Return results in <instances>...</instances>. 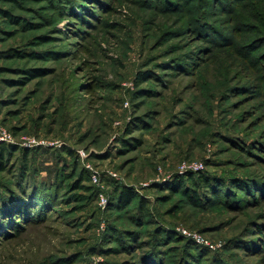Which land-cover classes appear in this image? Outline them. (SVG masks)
Listing matches in <instances>:
<instances>
[{
  "label": "rangeland",
  "instance_id": "1",
  "mask_svg": "<svg viewBox=\"0 0 264 264\" xmlns=\"http://www.w3.org/2000/svg\"><path fill=\"white\" fill-rule=\"evenodd\" d=\"M0 83V126L46 142L0 264H264V0H0Z\"/></svg>",
  "mask_w": 264,
  "mask_h": 264
},
{
  "label": "trees",
  "instance_id": "2",
  "mask_svg": "<svg viewBox=\"0 0 264 264\" xmlns=\"http://www.w3.org/2000/svg\"><path fill=\"white\" fill-rule=\"evenodd\" d=\"M33 77H35L34 74H33ZM143 79H147V76H146V78H143ZM4 82L7 84H10L9 80H4ZM0 89L2 92L1 83H0ZM130 144H131L130 141H126L124 143L125 148H127V149L128 148L131 149V147H132V149L138 148V147H140L141 142L138 141L137 143H132L131 145ZM22 149L23 148H20L18 145H12V144H6V143L0 144V186H1L0 188H2V190H5L4 192L0 193L1 200H12L19 193V192H16V190H14L13 187L15 185H19V187L22 190V193L21 194L19 193L17 198L18 199L20 198L21 200H22V198H23V200L27 198L29 190L24 189L23 186L21 187L20 183L22 181L26 180V178L28 176H31L30 174H32L36 168L32 164L33 159H31L34 156V153H33L34 151H32V149L31 150L30 149L22 150ZM20 152H22V157L18 158V160H19L18 164H17L18 166L15 167L13 161H14L16 155H18V153H20ZM12 170H17L14 174H15V177L19 175V178H20L19 181L20 182L16 183V181H15V183H10V184H9V182H6L7 178H6L5 174L12 172ZM186 179H193L192 180L193 188L189 192L186 188H183L184 187L183 184H180L183 189H186V190H183L184 191L183 194H185L187 197L194 200L195 204L198 207H202V204L200 202L201 197H202V195L200 194L201 190H205V189L211 190V192L213 193L212 201L213 202H220L221 201L223 195L221 193L216 192L217 189L211 186V184L207 178L205 179L202 176H198V178H195V176L193 174L192 175L190 174V176L188 175ZM200 180L201 181L204 180L203 186L200 185V182H199ZM15 187H17V186H15ZM44 187L49 189L48 186H46V185L42 186V189H41V186L32 187L31 188L32 189V193H31L32 197H36L37 194L39 192H41V190L43 191ZM95 194L97 196V194H98L97 189H95ZM5 197H8V198H5ZM205 198H207V197H205ZM137 199H138V194L132 188L118 187L116 189L115 196L112 198L110 197V204L108 206V210L114 211V210H118V209H127ZM137 207H138L139 211H143L146 213L147 205L145 204V201L141 200V202H139ZM0 221L4 222V220H2V219ZM1 222H0V225H1ZM148 223L149 222H145L143 225H148ZM139 224H142V222H140ZM1 228L4 229L3 224L0 226V230H1ZM118 234H119L120 238L117 236L115 239L117 240V238H118V240L124 242L125 245L129 248H131L132 245H134V244L136 246H139L137 248H141L144 245L142 243V236L139 232H135L134 230H126L124 232L118 231ZM156 234L162 235V236L167 235L166 232L160 233L158 230H156ZM154 239H155L154 244L150 243L149 240H148V242L146 241V244H149L151 246V247H149V248H151L150 249L151 250V254H150L151 257L149 256L151 259H153V257L155 256L154 254H156V252H157L156 250L159 246L158 242L159 241L161 242V240H159L160 238H158V237H155ZM161 246H163V245H161ZM143 264H147V263L145 262Z\"/></svg>",
  "mask_w": 264,
  "mask_h": 264
},
{
  "label": "built area",
  "instance_id": "3",
  "mask_svg": "<svg viewBox=\"0 0 264 264\" xmlns=\"http://www.w3.org/2000/svg\"><path fill=\"white\" fill-rule=\"evenodd\" d=\"M1 95L2 92L0 89V97ZM1 143L18 145L20 147L30 148V149L36 148L38 146L46 145L45 141L31 137H22L21 140H17L10 131L0 126V144ZM102 201H103L102 205H107V200H102Z\"/></svg>",
  "mask_w": 264,
  "mask_h": 264
}]
</instances>
